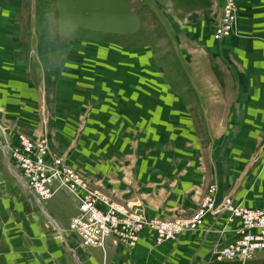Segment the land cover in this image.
<instances>
[{
	"label": "rangeland",
	"instance_id": "374dc122",
	"mask_svg": "<svg viewBox=\"0 0 264 264\" xmlns=\"http://www.w3.org/2000/svg\"><path fill=\"white\" fill-rule=\"evenodd\" d=\"M225 1L0 0V206L10 239L0 243V264H73L57 234L34 226L30 214L37 206L8 172L6 161L24 175L27 188L39 178L34 165L24 167L12 155L21 135L34 145L44 140L49 154L74 170L85 186L144 219H188L196 214L211 184L205 168L215 163L213 138L216 149L224 151L217 163L231 167L237 184L256 188L251 194L244 191L242 201L263 198L258 190L264 189V123L245 124L238 134L242 124H212V111H204L209 93L199 95L202 105L190 115L184 105L194 107V94L178 90L191 83L185 77L178 84L183 73L177 63H187L174 47L175 30L179 37L187 26H198L215 42L245 34L259 41L261 27L264 44V0H231L229 34L214 38ZM250 8L261 12L250 17ZM192 48L188 52L196 57L187 58L192 82L206 89L210 80L204 58ZM8 52L23 62L22 70L11 65L10 84L1 73ZM227 55L240 61L234 47ZM260 70L264 78V61ZM248 108V113L264 114V104ZM130 113L135 116L130 118ZM229 147L232 156H226ZM183 167L190 171L179 172ZM251 168L253 175L247 178ZM196 169L203 174L194 175ZM167 171L175 172L178 182L187 176L197 186L175 191L179 183L170 180ZM50 187L49 197L35 194L43 207L58 206L56 213L67 220L77 255L85 264H110L106 243L103 249L86 247L72 227L74 196L55 183ZM174 199H181L180 204L168 207ZM118 244L110 255L112 264H128L131 247Z\"/></svg>",
	"mask_w": 264,
	"mask_h": 264
},
{
	"label": "crops",
	"instance_id": "0c3cea01",
	"mask_svg": "<svg viewBox=\"0 0 264 264\" xmlns=\"http://www.w3.org/2000/svg\"><path fill=\"white\" fill-rule=\"evenodd\" d=\"M250 10L251 13L247 14L250 17H253V15L260 14L261 12L259 9L256 8H250ZM197 29L198 26H187L182 30L179 37L176 33L177 31L175 30L174 32V47L180 51L179 57L182 58L183 62L187 63L185 67L184 64H182L181 66L176 62L177 67L180 68L181 72L183 73L180 74V81L178 80V84L181 83V79L186 80V78L189 79L191 83V88L181 87L178 90L180 91L181 95L194 94V107H192V109H188L186 105H184V111L190 115L193 114L192 112L195 109L199 111L200 106L202 105V98H200L199 95L201 96L202 94L209 93V97H205L204 111H212V119H214L212 121V124H242L238 132V134H240V131L245 124L264 123V114L248 113V107H256V105L264 104V78L262 77L263 72L260 70V64L264 61V44L260 39V37L262 36L260 33L261 27L258 29L257 33L259 41L255 39L254 41L250 40L248 39L250 34H245L244 36H238L237 39L225 38L223 39V41L215 42L212 40L210 35L203 34ZM246 36L248 37L246 38ZM7 42L9 44H13L14 39H10V37L7 36ZM5 47L10 50L9 46L5 45ZM190 47H193V50L197 49L204 58L206 68L205 71L207 72L210 80L206 89H203L205 88L203 86L197 87V85L195 86L193 83L194 81L192 80V78L194 77L191 73V66L187 58L196 57V53L193 51L188 52V48ZM231 47H234L238 51L240 56L239 62L233 61L227 55L228 50H230ZM12 57L13 56L10 54V52H8V54H5L2 60V62H4L6 66L5 71H1V73H5L7 75L8 80L6 82L9 84L12 83V79H10L12 78L10 77L11 73L14 74L11 65L15 63L17 67H19L21 70L23 69V62L20 55H18L17 57L15 56L14 59H12ZM187 85L189 86V83ZM179 99L182 102L181 98ZM213 110L215 111V113H213ZM229 112L231 113V115L229 114ZM134 116L135 115L133 113H130V118ZM227 142L228 140H225V143ZM213 148L214 150L211 155L213 154V157L215 158V163L211 166V168H205V178H208L206 180L207 183L209 182L211 184L216 185L217 201L221 202V200H223L224 198L230 197L235 203H238L245 207L255 209L264 208V189L262 191L258 190V194L261 193V195H263V198L258 196L259 198L256 201H253L251 203H244L241 199V194L246 190L248 193L251 194L252 192L256 191V188L248 187V189H246L247 184L245 182H242L241 185L237 184L234 181V176L231 167L217 163L216 157H221V154L224 151H218L216 149L214 138ZM228 150L229 153L226 156H232V148L229 147ZM172 156L175 155L172 154ZM180 158L186 159L183 154L180 156ZM177 159H179L178 156ZM5 164L14 182L20 185L21 187L25 188L27 192H29L33 202L37 206V209H32L30 214L33 218H35L34 226L36 228L42 227L46 230L49 229L54 234H57L58 240L61 243L62 248L69 252L71 256V262L73 264H85L82 259L77 255L75 249L72 248V234L69 233V231L67 230V220L56 213L58 206L54 205L51 208L47 209L43 207L40 201H38L37 203L30 189L26 187L25 181L21 174L14 170L7 161ZM250 170L251 171L248 173L247 178L250 177V175H253L254 168H251ZM185 171H190V168L183 167L182 169H179V172L184 173ZM235 171H237L236 167ZM174 173L171 174L169 171H167L166 175L169 177L170 180H174V182L179 183L175 191L180 192L181 190L184 191L185 189L191 190V187L194 188L195 186H197V184L193 185L192 180H190L187 176L186 179L179 180L178 182V176H175ZM195 174L200 175L203 173L200 169L199 171H197L196 169L194 175ZM19 196L21 198L23 197L22 195ZM180 201L181 199H174L168 201L167 206H178V204H180ZM162 203L163 202H160V205ZM189 203L191 202L189 201ZM192 206L195 207L193 203ZM193 207L192 209H194ZM2 213L3 210L0 206V243H4L6 240L10 241L9 238L7 239L9 235H6L4 231V228L7 226V222L4 220V216ZM223 224L224 216L218 218L208 216L204 220L203 225L199 229H197L196 232H184L178 237L176 241H166L161 245H155L153 236H151L150 234H143L140 241L136 243L134 248L126 247L127 263L240 264L236 261L231 260L221 262L214 260L212 261L210 258V249L214 243H219L223 245L227 243L232 237L229 226L224 228V233L220 232L222 230L221 228H223ZM119 245L120 244L117 245L116 243H114L112 239H108L106 242V248L109 251V254H107L109 255L110 264H112L110 255H112L113 248L118 247ZM1 250L2 248L0 247V252ZM94 253L97 255L98 259L99 252L94 251ZM245 264H264V252L257 254L252 259L245 262Z\"/></svg>",
	"mask_w": 264,
	"mask_h": 264
},
{
	"label": "built area",
	"instance_id": "2783aa9c",
	"mask_svg": "<svg viewBox=\"0 0 264 264\" xmlns=\"http://www.w3.org/2000/svg\"><path fill=\"white\" fill-rule=\"evenodd\" d=\"M222 10L224 16L220 18L218 24L220 29L215 30L216 40L223 39L231 29L228 24V19L233 16L231 0L225 1ZM17 141L12 155L19 157L22 166L34 165L39 171V178H35L29 186L36 202L39 200L36 194L44 197L52 195L50 186L54 183L74 196L77 214L72 218V227L78 230L86 247L103 249L107 240L112 239L116 244L121 243L134 248L143 234H150L153 236L154 244L161 245L166 241H176L184 232H196L208 216L215 218L224 216L220 232L224 233V228L229 226L232 237L223 245L213 244L210 249L212 261L231 260L245 264L264 251V208L245 207L235 203L230 197L218 202L215 184L208 187L203 203L193 217L148 220L131 214L85 186L74 170L59 158L49 154L44 140L41 139L34 145L21 135ZM26 172L31 176L32 172L28 170Z\"/></svg>",
	"mask_w": 264,
	"mask_h": 264
},
{
	"label": "bare ground",
	"instance_id": "6f19581e",
	"mask_svg": "<svg viewBox=\"0 0 264 264\" xmlns=\"http://www.w3.org/2000/svg\"><path fill=\"white\" fill-rule=\"evenodd\" d=\"M3 150H4V148H3ZM39 201V200H38ZM38 203V202H37Z\"/></svg>",
	"mask_w": 264,
	"mask_h": 264
}]
</instances>
